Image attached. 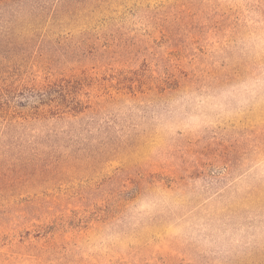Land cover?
Here are the masks:
<instances>
[{"label": "rangeland", "instance_id": "rangeland-1", "mask_svg": "<svg viewBox=\"0 0 264 264\" xmlns=\"http://www.w3.org/2000/svg\"><path fill=\"white\" fill-rule=\"evenodd\" d=\"M0 264H264V0H0Z\"/></svg>", "mask_w": 264, "mask_h": 264}, {"label": "clouds", "instance_id": "clouds-1", "mask_svg": "<svg viewBox=\"0 0 264 264\" xmlns=\"http://www.w3.org/2000/svg\"><path fill=\"white\" fill-rule=\"evenodd\" d=\"M191 131H192V130H189V133H190V134H191ZM176 132H181V130H180V129H177Z\"/></svg>", "mask_w": 264, "mask_h": 264}]
</instances>
